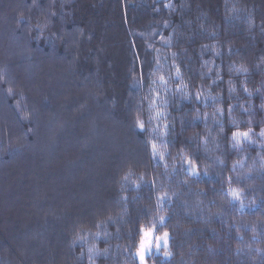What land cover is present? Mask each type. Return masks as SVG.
Segmentation results:
<instances>
[{"label":"trees","instance_id":"obj_1","mask_svg":"<svg viewBox=\"0 0 264 264\" xmlns=\"http://www.w3.org/2000/svg\"><path fill=\"white\" fill-rule=\"evenodd\" d=\"M153 222L149 264H264V0H0V264Z\"/></svg>","mask_w":264,"mask_h":264},{"label":"rangeland","instance_id":"obj_2","mask_svg":"<svg viewBox=\"0 0 264 264\" xmlns=\"http://www.w3.org/2000/svg\"><path fill=\"white\" fill-rule=\"evenodd\" d=\"M230 15L232 14L230 13ZM228 27L229 26H227V28ZM227 32H228V36L230 37L232 33H230L229 30ZM186 167H188V171L191 172L193 175H198V172L195 166H192L190 163H187ZM231 195L233 198L232 201L238 199L237 192H234V190L231 191ZM103 200L104 199L102 198L101 199L102 204L104 203ZM157 223L158 222H153L147 225H143V227L140 229L139 241L137 243V248L134 251V256L137 258L138 264H141L140 255H138V253L141 251L142 240H143L144 248L146 250L150 249V251L145 252L143 264H149L150 258L152 257L159 256V255L167 256L168 254L169 235L164 230L158 231L156 227ZM165 233H167V237H165ZM10 256L12 257V255Z\"/></svg>","mask_w":264,"mask_h":264},{"label":"snow or ice","instance_id":"obj_3","mask_svg":"<svg viewBox=\"0 0 264 264\" xmlns=\"http://www.w3.org/2000/svg\"><path fill=\"white\" fill-rule=\"evenodd\" d=\"M139 123V122H138ZM140 127L142 128L143 125L141 124ZM234 135H239V134H234ZM243 135H247L246 133ZM143 231V230H142ZM165 237H167V233H165ZM159 246V245H158ZM146 251H150V249L146 250L144 248V244H143V240L141 242V251L138 253V255H140V259H141V264H143V260H144V255Z\"/></svg>","mask_w":264,"mask_h":264},{"label":"bare ground","instance_id":"obj_4","mask_svg":"<svg viewBox=\"0 0 264 264\" xmlns=\"http://www.w3.org/2000/svg\"><path fill=\"white\" fill-rule=\"evenodd\" d=\"M232 190H234V188H230V190H229L230 192H229V194H228V195H229V198H230V200H232V199H233V198H232V195H231V191H232ZM234 192H237V195H241V194L239 193V191H237V190H234Z\"/></svg>","mask_w":264,"mask_h":264}]
</instances>
